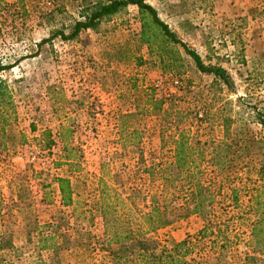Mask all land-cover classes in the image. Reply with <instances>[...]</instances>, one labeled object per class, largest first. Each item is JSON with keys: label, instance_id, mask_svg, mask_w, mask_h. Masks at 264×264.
Segmentation results:
<instances>
[{"label": "rangeland", "instance_id": "1", "mask_svg": "<svg viewBox=\"0 0 264 264\" xmlns=\"http://www.w3.org/2000/svg\"><path fill=\"white\" fill-rule=\"evenodd\" d=\"M145 1L204 63L226 69L229 88L219 90L177 44L168 43V65L158 62L139 42L135 6L65 40L51 34L71 30L79 0H0V65H10L0 79L11 100L0 107V264H111L94 210L98 179L122 196L138 190L141 208L157 182L146 169L169 161L179 132L219 144L221 115L239 146L213 150L240 157L221 167L229 173L210 211L228 243L192 251L191 264H264V247L257 254L246 241L264 158V128L246 119V106L264 104V0ZM58 177L71 187L67 206ZM202 221L188 215L148 236L169 245Z\"/></svg>", "mask_w": 264, "mask_h": 264}, {"label": "trees", "instance_id": "2", "mask_svg": "<svg viewBox=\"0 0 264 264\" xmlns=\"http://www.w3.org/2000/svg\"><path fill=\"white\" fill-rule=\"evenodd\" d=\"M130 5L136 7L140 16L139 42L156 55L158 62L168 65L169 60L163 59L168 53V43L177 44L199 72L212 77L219 90L231 86L226 69L219 64L204 63L199 54L169 29L145 0H79L78 19L73 21L71 30L66 34L55 30L51 37L72 39L81 30L97 29L102 21L109 20ZM261 13L264 14V7ZM44 40L41 39L40 42ZM9 66L0 65V69ZM8 106H11L9 92L4 80L0 79V107ZM246 107L249 110L246 112L248 122H255L264 128V104H250ZM218 125L222 130V138L216 146L235 150L239 141L231 128V117L221 115ZM261 139L264 143V139ZM204 143L205 141H191L187 135L177 133L171 141L169 161L153 162L146 169L150 180L157 182L141 208L137 207L135 201L140 194L138 190L132 188L129 194L122 196L104 180L98 179L94 210L101 227L100 249L106 251L111 264H191L195 261L191 253L196 249L225 248L228 241L225 238L224 221L210 219V211L214 192H219L229 173L228 170L220 171L221 167L233 161L234 157H240L226 151L220 155V152L213 150L215 145L203 146ZM56 181L62 204L67 206L72 201L68 179L58 177ZM255 182L259 183L249 198L248 209L252 219L249 221L246 241L259 254L264 247V158L256 168ZM230 190L232 199L235 200V189ZM87 213L92 215L90 210ZM192 214L203 218L201 227L193 235L186 234L184 238L173 240L169 245H159L148 236L151 231L171 223L174 219ZM244 257L245 261L255 258L248 254ZM197 259L204 260L203 257Z\"/></svg>", "mask_w": 264, "mask_h": 264}]
</instances>
